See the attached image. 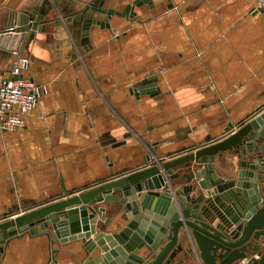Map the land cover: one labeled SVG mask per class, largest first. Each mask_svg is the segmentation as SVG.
Masks as SVG:
<instances>
[{
	"label": "crops",
	"instance_id": "1",
	"mask_svg": "<svg viewBox=\"0 0 264 264\" xmlns=\"http://www.w3.org/2000/svg\"><path fill=\"white\" fill-rule=\"evenodd\" d=\"M43 1L0 0V33L16 13L36 15ZM49 1L20 50L29 58L22 75L47 92L21 128L0 132V222L193 152L264 110V12L252 10L254 0H149L134 7L135 17L87 27L66 20L100 0ZM131 1L104 0L103 8L120 11ZM12 59L0 49V72ZM147 83L152 95L137 91ZM237 163L234 152L212 162L225 180L235 178ZM187 170L173 169L176 187ZM97 206L109 223L98 215L96 232L124 226L118 201ZM83 234L54 242L24 234L4 246L0 264H47L50 257L81 264ZM99 253L95 247L90 256Z\"/></svg>",
	"mask_w": 264,
	"mask_h": 264
},
{
	"label": "water",
	"instance_id": "2",
	"mask_svg": "<svg viewBox=\"0 0 264 264\" xmlns=\"http://www.w3.org/2000/svg\"><path fill=\"white\" fill-rule=\"evenodd\" d=\"M148 1L133 0L117 11L104 9V0H100L66 21L77 27L102 24L108 18L114 23L122 16L135 17L134 7ZM45 6L53 7L44 0L36 15L16 13L17 27L0 33V49L20 50L26 32L43 21ZM152 87L143 84L137 91L152 95ZM224 152L238 157V171L230 180L220 176L212 164L214 155ZM263 153L264 110L224 138L193 152L154 160L78 194L2 220L0 254L11 239L24 234H44L54 242L84 233L80 236L85 257L81 264H264ZM149 160L147 155L144 161ZM191 162L200 166L191 169ZM178 166L188 170L181 173L176 187L171 180L179 177L173 171ZM193 178L195 185L190 182ZM165 182L167 187L160 191ZM111 201L119 202L126 222L109 234L96 232L93 224L98 215L104 224L109 223L105 208L97 203ZM95 247L100 253L91 257ZM56 262L50 257L47 264Z\"/></svg>",
	"mask_w": 264,
	"mask_h": 264
},
{
	"label": "built area",
	"instance_id": "3",
	"mask_svg": "<svg viewBox=\"0 0 264 264\" xmlns=\"http://www.w3.org/2000/svg\"><path fill=\"white\" fill-rule=\"evenodd\" d=\"M252 10L264 12V0H254ZM16 27L13 23L5 30ZM20 50H10L13 54L10 69L6 73L0 72V132L21 128L25 117L38 106L40 98L47 92L46 85L22 75L29 66V58Z\"/></svg>",
	"mask_w": 264,
	"mask_h": 264
},
{
	"label": "bare ground",
	"instance_id": "4",
	"mask_svg": "<svg viewBox=\"0 0 264 264\" xmlns=\"http://www.w3.org/2000/svg\"><path fill=\"white\" fill-rule=\"evenodd\" d=\"M257 258V257H256Z\"/></svg>",
	"mask_w": 264,
	"mask_h": 264
}]
</instances>
